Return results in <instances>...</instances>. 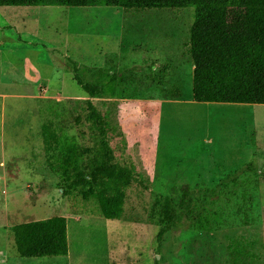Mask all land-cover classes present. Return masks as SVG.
I'll return each mask as SVG.
<instances>
[{
    "label": "rangeland",
    "instance_id": "rangeland-1",
    "mask_svg": "<svg viewBox=\"0 0 264 264\" xmlns=\"http://www.w3.org/2000/svg\"><path fill=\"white\" fill-rule=\"evenodd\" d=\"M192 14L0 7V264H264V105L210 116L137 90L143 67L131 64L150 50L154 77L168 73L191 96ZM117 63L113 99L89 98L74 80L93 84ZM242 118L247 132L232 135ZM212 139L231 150L210 155ZM186 189L190 202L164 229V198L177 204ZM56 216L67 256L20 257L13 227Z\"/></svg>",
    "mask_w": 264,
    "mask_h": 264
},
{
    "label": "trees",
    "instance_id": "trees-1",
    "mask_svg": "<svg viewBox=\"0 0 264 264\" xmlns=\"http://www.w3.org/2000/svg\"><path fill=\"white\" fill-rule=\"evenodd\" d=\"M0 7H189L193 12L189 32L192 100L264 105V0H0ZM118 79L119 73L112 66L93 84L84 83L78 74L74 76L89 98L113 99ZM87 108L101 121L89 101ZM103 148L109 160L111 150L106 142ZM85 181L86 177H80L76 183ZM189 202L187 189L177 204L164 198V229L173 224L176 209L186 207ZM12 231L15 249L22 258L66 257L68 254L65 217L17 224Z\"/></svg>",
    "mask_w": 264,
    "mask_h": 264
},
{
    "label": "crops",
    "instance_id": "crops-1",
    "mask_svg": "<svg viewBox=\"0 0 264 264\" xmlns=\"http://www.w3.org/2000/svg\"><path fill=\"white\" fill-rule=\"evenodd\" d=\"M119 52H116L115 54L120 55ZM147 53H148L147 56L149 54H152V52L150 50H148ZM133 57L138 58L136 56H133ZM146 57L144 58V57L140 56L142 62L140 61V59L139 60L136 59V61H133L131 64V66H133L134 64H136V65L139 64V65H141V67H143L142 70L135 73L138 76V78L135 77L137 79V81H136L137 90L141 91V96L143 98L147 97V98L151 99L154 96H156L157 98H162V100L161 99H159V100L165 101V104H169V106L173 102L174 103L175 102L181 103V104H186V103L190 104V102H195L192 100L191 96H185V93L184 94L181 93L182 89L177 86L176 82L173 85H171V78H169L168 73L164 74V72H161L162 73L161 74L159 72L158 73L159 77L155 78L154 77L155 71L159 68L161 63H160L159 59L156 58L157 57L156 55L152 54V55H149L147 58ZM110 63L112 64V62H110ZM121 66H122L121 63H119V64L117 63V65L116 64L112 65V67H115L117 69L120 68ZM153 68H155V71L150 70ZM118 73H119V79L117 81L115 95L119 94V88L122 89V87H120V83H122V82H120L122 76H121L120 72H118ZM160 77H162V78L164 77L163 78L164 80H162V79L160 80ZM191 82H192V76H191ZM191 89H192V87H191ZM120 92H122V91H120ZM197 103H199L203 106H206L207 108L205 109L204 112L210 114V116L213 113H218V111H223L224 113L230 112V114L232 116H235V114L241 115L240 112L242 111L241 110L242 107H240V106L260 105V104H237V103H215V102H213V103L197 102ZM231 106L234 108H232ZM146 108L149 110L155 111V108L153 106L148 105ZM141 109H142V107H141ZM226 114H229V113H226ZM239 123L241 125H238L237 128L234 127L235 130L231 131L232 135L235 131L239 132V134H241V136L247 132V126L244 124L245 122L243 121V118H242V120L241 119L239 120ZM248 127L251 130V132H253L254 126H248ZM193 128H194L193 126H190V129H188V131L190 130L192 132ZM249 133H250V131H249ZM207 142H209V140ZM226 143H228L226 140L217 139L214 141V139H212V141L210 143H206L208 145V148L206 147V151H208L210 155H215V154L222 155L223 153L225 154L226 151H229L232 148V147L226 145ZM237 153H246L247 156L249 157V159H252V160H254L255 156H256V154L254 152H252L250 154L249 152H246V151L245 152H242V151L239 152V150H238Z\"/></svg>",
    "mask_w": 264,
    "mask_h": 264
},
{
    "label": "bare ground",
    "instance_id": "bare-ground-1",
    "mask_svg": "<svg viewBox=\"0 0 264 264\" xmlns=\"http://www.w3.org/2000/svg\"><path fill=\"white\" fill-rule=\"evenodd\" d=\"M72 257V256H71ZM75 258V257H74Z\"/></svg>",
    "mask_w": 264,
    "mask_h": 264
}]
</instances>
